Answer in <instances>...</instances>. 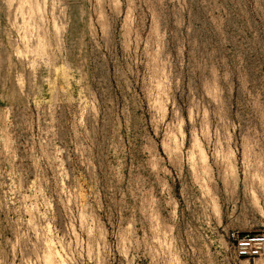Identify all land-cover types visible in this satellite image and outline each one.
<instances>
[{
	"label": "rangeland",
	"instance_id": "374dc122",
	"mask_svg": "<svg viewBox=\"0 0 264 264\" xmlns=\"http://www.w3.org/2000/svg\"><path fill=\"white\" fill-rule=\"evenodd\" d=\"M245 235L264 0H0V264H264Z\"/></svg>",
	"mask_w": 264,
	"mask_h": 264
},
{
	"label": "built area",
	"instance_id": "2783aa9c",
	"mask_svg": "<svg viewBox=\"0 0 264 264\" xmlns=\"http://www.w3.org/2000/svg\"><path fill=\"white\" fill-rule=\"evenodd\" d=\"M264 244V238L255 235H245L238 237L235 245L239 249L240 255H258Z\"/></svg>",
	"mask_w": 264,
	"mask_h": 264
},
{
	"label": "bare ground",
	"instance_id": "6f19581e",
	"mask_svg": "<svg viewBox=\"0 0 264 264\" xmlns=\"http://www.w3.org/2000/svg\"><path fill=\"white\" fill-rule=\"evenodd\" d=\"M198 151H199V149H198ZM203 157H204V155H203ZM44 248H46V251H47V253H45V252H44L45 254L43 253L44 254L43 255L44 264H62L63 263V261L65 259L63 260L62 255L57 250V248L54 245V243H52L49 239L45 242Z\"/></svg>",
	"mask_w": 264,
	"mask_h": 264
}]
</instances>
